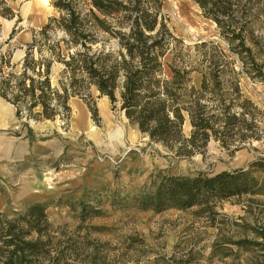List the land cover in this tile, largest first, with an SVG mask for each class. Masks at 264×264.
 <instances>
[{
	"label": "trees",
	"instance_id": "trees-1",
	"mask_svg": "<svg viewBox=\"0 0 264 264\" xmlns=\"http://www.w3.org/2000/svg\"><path fill=\"white\" fill-rule=\"evenodd\" d=\"M193 1L215 22L226 49L211 40L184 44L171 30L162 0H52L59 15L30 28V41L17 62H12L14 49L0 43V98L14 107L18 119L66 121L71 96L82 98L96 115L87 99L94 88L150 142L175 156L203 153L210 140L227 151L238 150L260 136V110L242 93L233 66L239 61L250 78L264 83V37L253 35L249 16L264 0ZM1 3L0 17L14 18L6 1ZM20 21L17 17L4 44L23 29L17 27ZM195 72L199 85L192 80ZM186 119L188 136L183 132ZM260 161L211 174L159 171L131 205L154 212L192 207L211 212L230 197L264 193V180L256 175L264 166ZM46 208V202L36 201L0 213V264L118 262L111 252L115 248L92 237L106 228L86 224L100 216L98 209L83 203L70 228L54 226ZM240 242L261 245L262 258L253 264H264L262 243Z\"/></svg>",
	"mask_w": 264,
	"mask_h": 264
},
{
	"label": "rangeland",
	"instance_id": "rangeland-1",
	"mask_svg": "<svg viewBox=\"0 0 264 264\" xmlns=\"http://www.w3.org/2000/svg\"><path fill=\"white\" fill-rule=\"evenodd\" d=\"M162 2L172 32L184 44L211 40L226 49L215 22L206 18L193 0ZM3 7L0 0V12ZM58 15L52 0H18L21 21L17 27L22 26L24 31L18 34V41L13 38L8 44L4 40L11 23L0 17V43L3 48L14 49L12 62L22 57L30 28L38 29L50 16ZM249 16H253V35L264 37V1L257 3ZM233 69L239 73L242 93L260 110L259 138L236 151H227L210 140L203 153L175 156L150 142L94 88L87 99L95 108V116L77 96L68 99L70 114L66 121L18 119L15 114H7L5 125L0 122V213L11 214L28 203L46 202L48 220L54 226L66 224L72 228L83 203L98 209L100 216L88 218L86 224L106 228L92 237L115 248L111 251L118 260L115 264L257 262L262 258L261 245L240 241L248 239L264 245V237L256 232L264 236V193L230 197L217 202L211 212H201L199 207L154 212L131 205L132 197L149 187L159 171L211 174L246 169L252 162L264 160V83L250 78L237 60ZM192 80L199 85L200 74L193 73ZM2 100L0 118L6 114L5 107L10 110L12 106ZM186 123L183 132L188 136L191 126L188 120ZM90 125L95 134L90 132ZM23 141L24 153L13 155V148ZM256 175L264 180V166Z\"/></svg>",
	"mask_w": 264,
	"mask_h": 264
},
{
	"label": "crops",
	"instance_id": "crops-1",
	"mask_svg": "<svg viewBox=\"0 0 264 264\" xmlns=\"http://www.w3.org/2000/svg\"><path fill=\"white\" fill-rule=\"evenodd\" d=\"M6 1V3L12 8V10L16 13L15 17L12 18V19H5L6 21L10 22L11 23V29L12 27L16 24L15 20L17 19L18 17V0H4ZM18 25V24H17ZM17 28V27H16ZM24 31V28L22 30H20L19 32L17 31L15 36H14V39H16L18 41V34L20 32H23ZM30 31V30H29ZM30 38H31V32H30V35H29V38L26 40V43L30 41ZM3 100L0 99V103H2ZM4 103V102H3ZM6 109V114H4V116L2 118H0V122L2 125H5L6 123V115H14V107L11 106L10 110L9 108L5 107ZM187 122V119L185 120L184 124ZM189 123V121H188ZM24 142L26 141H23L21 142L20 144L16 145L13 149H14V153L13 155H17L18 157H20L23 153H24V150H25V146H24ZM3 150V149H2ZM5 152V149L3 150ZM2 151V152H3ZM4 154H7V153H4Z\"/></svg>",
	"mask_w": 264,
	"mask_h": 264
},
{
	"label": "bare ground",
	"instance_id": "bare-ground-1",
	"mask_svg": "<svg viewBox=\"0 0 264 264\" xmlns=\"http://www.w3.org/2000/svg\"><path fill=\"white\" fill-rule=\"evenodd\" d=\"M89 124V123H88ZM187 124V123H186ZM185 125V124H184ZM90 127H91V129H90V132L92 133V134H95V129L92 127V125H90ZM189 127V126H188Z\"/></svg>",
	"mask_w": 264,
	"mask_h": 264
},
{
	"label": "water",
	"instance_id": "water-1",
	"mask_svg": "<svg viewBox=\"0 0 264 264\" xmlns=\"http://www.w3.org/2000/svg\"><path fill=\"white\" fill-rule=\"evenodd\" d=\"M52 81H53V82L56 81L55 75L52 77Z\"/></svg>",
	"mask_w": 264,
	"mask_h": 264
}]
</instances>
